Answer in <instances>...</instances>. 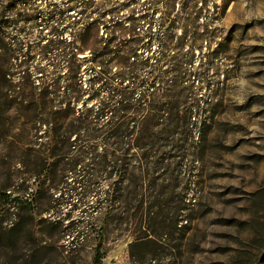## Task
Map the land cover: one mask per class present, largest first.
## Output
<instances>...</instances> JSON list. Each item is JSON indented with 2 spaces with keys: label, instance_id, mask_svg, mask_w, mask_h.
<instances>
[{
  "label": "rangeland",
  "instance_id": "rangeland-1",
  "mask_svg": "<svg viewBox=\"0 0 264 264\" xmlns=\"http://www.w3.org/2000/svg\"><path fill=\"white\" fill-rule=\"evenodd\" d=\"M153 2L158 17L171 11L178 21L172 54L188 57L185 70L205 76L183 87L197 93L206 113L193 119L192 134L169 139L170 148L155 157L164 165L150 170L144 202L134 187L107 207L100 201L119 190L118 170L85 173L54 157V171L26 186L25 199L37 206L29 208L5 203L1 194L24 151L35 148L27 138L34 109H27L30 101L0 109V264H94L99 248L103 264H264V0ZM182 88L161 91L158 104L182 115ZM11 132L19 134L18 149ZM83 179L93 181L81 187Z\"/></svg>",
  "mask_w": 264,
  "mask_h": 264
},
{
  "label": "trees",
  "instance_id": "trees-1",
  "mask_svg": "<svg viewBox=\"0 0 264 264\" xmlns=\"http://www.w3.org/2000/svg\"><path fill=\"white\" fill-rule=\"evenodd\" d=\"M34 1L0 0V109L30 101L27 109H34L35 124L27 137L35 148L24 151L21 168L10 174L1 199L37 207L24 197L28 182L41 181L45 171L58 166L51 159L63 157L72 170L121 173L119 190L106 191L101 204L114 207L134 187L144 202L150 170L164 165L155 157L170 148L169 139L192 134L193 119L206 113L197 93L183 87L192 76L201 82L204 74L189 73L184 68L188 57L172 54L177 19L171 11L158 17L153 0L134 9L131 3L141 0H46L43 6ZM125 10L123 20L119 14ZM38 56L42 63L34 66ZM177 88L184 98L180 104L186 105L182 115L175 106L158 104L161 91ZM147 109L154 114L146 115ZM18 136L10 134L17 149ZM92 181L76 183L84 187ZM104 259L99 248L94 264Z\"/></svg>",
  "mask_w": 264,
  "mask_h": 264
}]
</instances>
